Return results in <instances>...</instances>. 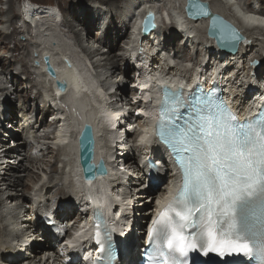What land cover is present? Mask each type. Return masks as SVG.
<instances>
[{"label": "bare ground", "instance_id": "bare-ground-1", "mask_svg": "<svg viewBox=\"0 0 264 264\" xmlns=\"http://www.w3.org/2000/svg\"><path fill=\"white\" fill-rule=\"evenodd\" d=\"M17 1L0 0V44H2L1 47H3L2 50L4 51V53L0 54V66L3 65L0 69V264H7V262L13 264H50L51 257L43 260L40 258V253L45 254L46 252H50L58 260L68 258V255L58 240V234L55 235L52 232V228L48 225L47 220L53 218L56 219L58 224H63V218L67 222H70L74 218V215H77L75 218H80L82 214L80 208L83 209L82 206H88L86 204L92 199V201H98L97 203L105 211V214L106 212H110L111 209L114 211L123 209L128 214L127 220L133 219L136 222L137 218L135 217L134 209H140V205L146 202L140 200L145 195H149V197L153 198L154 202L157 196L160 195L158 203L155 205V208H157L165 195L170 191L169 186L175 180L165 150L159 145H153L151 151L140 153V149L136 146V138L132 139L138 133L137 129L133 127L126 129L124 126L125 118L123 116L118 118L121 114L119 105L130 104L127 97L132 89L126 87L125 81L132 78L130 74L132 61L136 62L139 67L136 71L139 72V85L141 83L144 87L141 96L145 98H149L154 94L156 88L153 87L151 82L162 81L160 80L162 73L167 75L177 74L181 77L171 80L178 82V84H170L169 87L177 88L183 85L184 88L188 89L196 76L194 72L199 74L201 71L202 74L199 79L203 83L210 84L208 81L210 79L209 73L211 74V71H213L214 74L216 71L218 80L227 91L224 95L228 97L229 101L232 98L234 104L232 101L231 103L234 107L246 112L252 109V107L248 106L244 110L245 106L242 107V104L245 101L248 100L246 103L248 105L252 100L257 101L264 97V64L256 71L252 66H241V63L247 61L250 55H253L252 59L264 58V54L262 56L261 52V50L264 52V39L260 36H255L254 34L257 30H253L258 27L259 31L257 33L264 35V24H252L248 22L249 17L264 20V16L252 13L264 12V10L259 5V0H203L209 2L213 12L232 21L246 35V40L240 44L238 51L235 54L226 55L221 52H218L220 54L216 53L219 48L215 40L207 34L209 18L193 20L186 16V0H117L118 4L115 0H95L94 4L89 5L81 3L82 0H79V3H76V0H64L63 2L68 3L66 6H64L62 0L57 1L63 7L62 10L59 6V11L61 16H63V20L60 23L58 22L59 25L63 24V29L65 31L67 29L70 33L69 35L73 36L74 39L76 38L75 41L78 47L81 48L84 57L90 62V64L88 63L89 65L87 64L84 67L82 66L83 62L77 60L71 53L67 51L63 53L77 67L79 73V79L77 82L74 81V83L80 94L74 92L77 97L69 95L68 99L74 105L77 103L80 106V102L86 109V112L83 111V115L74 121L64 114V111L67 114V108L69 107L65 104L62 107L58 106L53 103L52 94H46L47 91L44 93L41 91L43 87L41 81L33 83L34 75L40 71L32 63L33 58L30 59L31 53L34 50L31 49L30 44H32L34 37L42 31L38 29L40 28L38 27L39 22L45 24L46 31L53 30V23L51 24L49 20L53 19L52 21H54L57 14L55 15L52 8L46 7V9L44 7H33L30 4L25 5V12L31 17L30 21L36 23L38 29L37 31H33L30 21L23 17L22 6L21 8H19L20 6L18 8L15 6ZM21 1H18L20 5ZM30 1L33 2L34 0ZM159 2L161 3L160 5L158 4ZM147 7L156 9L159 16V20L157 19L159 21L158 28L150 33L149 37H144L141 44L130 45L132 40V36H130L132 35V25L143 18ZM165 10H167V16L172 21V26L170 27H164L163 12ZM63 11L67 12V14ZM71 11L74 16H69L71 15L69 14ZM39 15L40 18L47 17L48 21L43 22L41 21L42 19H37L36 17ZM66 16L69 18L66 19ZM57 17L59 18V16ZM17 19H23V22L19 25ZM184 23L186 27H182ZM91 25H95V27L99 26L96 35L99 39H95L94 36L92 37L91 30L95 27L90 29ZM26 33L31 36L30 39H26L27 42L18 39L20 34ZM126 35L129 39L123 40L125 45L121 46L119 52H114L115 47H120L122 38ZM161 38H167L166 45H162ZM7 40L9 43L12 40L14 44H7ZM35 43V47L37 46L38 48L40 43ZM43 43L45 42L43 41ZM173 44L176 47V51L171 46ZM61 45L63 47L64 44ZM146 48H148L149 52L144 51ZM190 48L192 50L196 49L197 52L194 55L188 54V49ZM43 49H47V47ZM61 49H59L60 52ZM204 52L209 57L204 55L205 59L201 60ZM56 55L58 56V54ZM36 58L38 56H35ZM238 60H241V63L236 66ZM190 61L194 63L191 65ZM261 61L263 62V60ZM16 62L20 64V71L15 72L12 80L18 81L21 73H23L25 76L23 79L26 82L18 81L17 85L13 84L10 86L7 81L4 82V76L6 77L8 73H14ZM125 64L127 68L124 71L121 66ZM89 66L92 69H89L91 71L86 69ZM234 66L237 67L236 71H233L234 75L228 76L230 68L232 69ZM191 67L192 69H190ZM34 68L36 72L33 71ZM89 72L93 75L92 81L89 78ZM187 73H189V76H187ZM62 77V74L58 73V78L62 79ZM185 78L188 79V82L183 80ZM236 86L239 89H236ZM31 87L36 92L32 98L28 97V90ZM47 87L50 88L51 86L47 85ZM114 87H116V90L110 92V88ZM13 95L17 96L16 104L20 101L25 104V108L20 106V111H16L17 114H15L16 112L14 113V107L16 106H14L10 99ZM152 97V104H154L156 103L157 95H153ZM39 100L42 106L37 113L39 112L43 117L41 121L36 120V115L32 114L35 113L36 108L34 107L38 106ZM231 103L230 105H232ZM107 105H112L114 111L110 110L109 107L108 109ZM148 109L145 112L148 115L150 114L149 116L156 114L154 107H149ZM133 110L130 111L131 114ZM7 113L10 114L8 118L5 117ZM18 114H21L24 118L16 120L18 119ZM49 116H53V120H49ZM3 117L5 118L4 121L16 123L13 130L7 129L10 125L6 126L7 122H3ZM132 117H134V114ZM62 118L64 120L69 119V123L63 122ZM93 118L100 124L102 131V134L99 136L94 125L96 138L95 159H99L101 148L106 150V142L108 139L111 140L112 137L111 150L123 161L119 164V167L125 162L131 173L120 172V168H116L114 163H110L108 161L110 158L106 156L110 175H107L108 177H99L92 181L93 187H87L82 184V182L84 184L85 182L81 180V174L78 170V145L73 146L72 142V135L76 134L70 132L72 122H74V131H77L83 120L92 122L91 119ZM141 118L143 116H140ZM113 124H117L118 127L114 129ZM151 125L152 123L148 119V122L142 125V127L148 128H143L142 130L148 129V134L154 132ZM54 127L57 129L55 128L53 131L52 128ZM25 130H27V138H22L20 134ZM18 131L20 133H17ZM120 131H124L125 134H121ZM52 133H54V137H52ZM144 133L143 136L146 135L145 131ZM148 137L149 139L152 138L151 135ZM9 139H13L16 145L11 146L8 144L7 141ZM49 139H53V141ZM41 140L47 145L46 151L52 157H54L55 153L53 149L61 152L58 158L62 162L63 167L61 176L50 173L45 176L39 174V178L35 177L36 171L34 169L41 167L39 171H42L45 168L40 163L47 165V162L50 161V159L45 160V153L42 152V149L37 150L35 155L33 154L35 144L39 145ZM52 143L55 144V147ZM58 144H62V146H58ZM137 151H139L140 158L144 157L140 160V164L136 163ZM57 155L55 154V156ZM35 156L40 158V163L34 161ZM146 158L156 159L158 163H163L164 167L160 166L159 172H155L161 181L169 173L171 174L168 180L165 181L166 186L163 185L164 183L160 184L157 191L154 189L156 184L151 179L154 175L150 176L151 173ZM26 160L28 163H25ZM141 162H143V166ZM53 170L57 171L56 168H53ZM154 178H157V176H154ZM39 180L40 182H38ZM28 183L33 184V187L31 186L32 190L29 192H27L28 188H26ZM74 185H77V197L68 190L69 186L72 187ZM97 187L99 191L96 190ZM72 192L75 194L74 188ZM55 195L57 197L53 198ZM121 195L122 200L120 202L117 198L121 197ZM53 205L57 206L52 207ZM150 205V202H147L144 207ZM150 212L151 210L144 212V215ZM85 219L88 220V218ZM122 225L125 226V224ZM139 229L142 230L143 227L140 226ZM83 235L85 236L86 233ZM129 236L131 238L127 236L128 239L120 241L121 259L125 260V248L129 246L131 247L130 257L133 260H137V251L140 250L141 244L145 243V237L143 238L144 240H141L138 235H134V231L130 232ZM51 241L55 242V244ZM83 244H86V242ZM79 261L77 259V262Z\"/></svg>", "mask_w": 264, "mask_h": 264}, {"label": "snow or ice", "instance_id": "snow-or-ice-1", "mask_svg": "<svg viewBox=\"0 0 264 264\" xmlns=\"http://www.w3.org/2000/svg\"><path fill=\"white\" fill-rule=\"evenodd\" d=\"M189 15L209 12L199 0H190ZM152 18L149 12L142 31L155 27ZM248 22L264 24L253 17ZM209 29L224 45L241 39L233 25L217 16ZM183 88L162 83L155 130L148 134L145 129L140 138L149 143L148 136L154 135L171 150L182 173L181 185L147 229L144 264H188L190 253L243 255L264 264V108L241 120L214 90L205 92L197 85L185 100ZM82 142H91L90 127L84 129ZM85 164L91 179L106 171L102 162ZM92 228L90 238L102 257L108 255L94 264H110L115 230L107 227L99 209ZM83 232H76L67 245L74 248L88 239Z\"/></svg>", "mask_w": 264, "mask_h": 264}, {"label": "rangeland", "instance_id": "rangeland-1", "mask_svg": "<svg viewBox=\"0 0 264 264\" xmlns=\"http://www.w3.org/2000/svg\"><path fill=\"white\" fill-rule=\"evenodd\" d=\"M18 1H20V0H18ZM18 1L15 3V6L18 8L19 6V8H21V6H22V10H23V17L24 18H26L27 20H29L30 21V16L28 17V15L26 14V12H25V9H24V7H25V5H28V4H33V6H36V7H44V8H46V7H48V8H52L53 10H54V13H55V20L54 21H52L53 19H51V20H49V21H51L50 23L52 24L53 23V30L51 29V30H47L46 31V26H45V24H42V22L40 23L39 22V26L38 27H40V28H38V29H40V30H42L41 31V33L40 34H38V35H36V37H34V39L32 40V44H30V46H31V49H34L33 51H32V53H31V56H30V59H32L33 58V64H34V66H35V60H38V58H36L35 59V56H37V55H39V51H41V49H43V48H46L47 47V49H50L51 50V52H52V54H53V56H55V58H56V54H58V56H57V59L59 58V56L61 55V54H63L64 52H69V53H71L72 54V56H74V57H76V59L77 60H79V61H82L81 63H82V66H84L85 67V65H87L88 63L90 64V62L89 61H87V59L84 57V53H82V51H81V48L80 47H78V44L76 43V38L74 39V37L73 36H71V35H69L70 33H69V31L66 29V31L63 29L64 28V26H63V24L61 25H59V23L63 20V16H61V13H60V11H59V6H60V8L62 9L63 7H61V5L60 4H58L57 3V1H59V0H34L33 2H31L30 0H22L21 1V5L18 3ZM64 0H62V2H63ZM94 1L95 0H82V2L81 3H85L86 5H89V4H94ZM116 2H117V4H118V1L117 0H115ZM124 1V0H123ZM76 3H79L80 1L79 0H76L75 1ZM64 3V6H66L68 3H65V2H63ZM58 4V5H57ZM159 5L161 4L160 2L158 3ZM72 5H73V2H72ZM259 5H261V7L263 8V10H264V0H259ZM6 6V5H5ZM247 8V7H246ZM47 9V8H46ZM248 9V8H247ZM63 10V9H62ZM18 12V11H17ZM25 12V13H24ZM64 12V11H63ZM72 12V11H71ZM71 12H69V14H71V15H69V16H74V14H73V12L71 13ZM166 12H167V10H165V12H163L164 14H166ZM59 13H60V15H59ZM64 13H66L67 14V12H64ZM260 13H262V14H264V12H260ZM57 16H59V18L57 17ZM22 17V18H23ZM37 19H42L41 21H45L46 22V20L48 21V18L46 17V18H40V15L39 16H37L36 17ZM59 20H58V19ZM69 17H67L66 16V19H68ZM73 18V17H72ZM72 18H70V19H72ZM65 19V20H66ZM21 20V21H20ZM57 20V21H56ZM23 22V19H17V23H19V25L21 24ZM59 22V23H58ZM30 23H31V25H32V29H33V31H37L38 29H37V26H36V23H34V21H30ZM97 23V22H96ZM57 24V25H56ZM123 25V24H122ZM121 25V26H122ZM199 25V24H198ZM44 26H45V28H44ZM120 26V27H121ZM172 26V25H171ZM200 26V25H199ZM43 27V28H42ZM93 27H95V25L94 26H90V29H92ZM99 27V26H98ZM97 26L94 28V29H92L91 30V35H92V37L94 36V38L96 39V38H98V37H96V35H97V33H98V28ZM35 28V29H34ZM258 27H256V29H253L254 31H256L255 32V36L257 35V36H260L261 38H263L264 39V35H260V33H257L258 31H259V29H257ZM49 31V32H48ZM51 31H53V32H51ZM131 31H132V28H131ZM203 31H204V29H203ZM96 34H95V33ZM124 32V31H123ZM53 33V34H52ZM249 33V32H248ZM47 34V35H46ZM250 35V34H249ZM131 36V35H130ZM52 37V38H51ZM113 37V36H112ZM30 39L31 38V36L28 34V33H26V34H20L19 36H18V39H20V40H23L24 42H27V40L26 39ZM46 39V40H45ZM61 41H60V40ZM99 39V38H98ZM128 40L129 39V37L126 35V36H124L123 38H122V42H121V44L119 45L120 47H115V51L114 52H119L120 51V48H121V46H123V45H125V42L124 41H126V40ZM41 40H42V42H41ZM124 40V41H123ZM43 41L45 42V43H43ZM50 41V42H49ZM121 41V40H120ZM120 41H119V43H120ZM160 41H161V43H163L162 45L164 46V45H166V43H167V38H161L160 39ZM35 42H37L38 44L40 43V45H39V47L37 48V46L35 47V45H36V43ZM63 42V43H62ZM12 43L14 44V42L11 40V43H9V41L7 40V44H10V45H12ZM51 44H53V45H51ZM61 44H64L63 45V47H65V48H63L62 47V45L60 46ZM1 45L2 44H0V54H2V53H4V51L2 50L3 49V47H1ZM29 45V44H28ZM56 45V46H55ZM59 45V46H58ZM44 46V47H43ZM52 46V47H51ZM171 46H175L174 44L173 45H171ZM49 47H51V48H49ZM62 49H61V48ZM56 48V49H55ZM58 49V50H57ZM59 49H61V52H60V50ZM55 51V52H54ZM144 51H146V52H149V50H148V48H146V49H144ZM174 51H176V47H174ZM197 52V50L196 49H194V50H192L191 48L190 49H188V54H190V55H194L195 53ZM261 52H262V56H263V54H264V52H263V50H261ZM216 53H217V51H216ZM215 53V54H216ZM78 54H80V55H78ZM183 54V53H182ZM218 54V53H217ZM204 55H207L206 54V52H204L203 53V55L201 56V60L202 59H205V56ZM261 56V57H262ZM80 57V58H79ZM200 57V56H199ZM207 57H209V55H207ZM212 57V56H211ZM3 58L4 59H6V57L5 56H3ZM253 58V55H250L249 56V58L247 59V61H244V62H242L241 63V60L239 61H237L236 63V66H238V65H240L239 63H241V66H244V65H248V66H252L253 68H254V66L251 64V61H253L254 59H258L259 61H260V65H259V67H261L263 64H264V58H261V59H259V58H254V59H252ZM35 59V60H34ZM80 59H82V60H80ZM249 59H252V60H249ZM234 60V59H233ZM261 60H263V62L261 61ZM228 61V60H227ZM235 61V60H234ZM12 63H15V62H12ZM190 63H191V65L194 63L193 61L191 62L190 61ZM226 63H228V62H226ZM88 64V65H89ZM3 65H1L0 66V69H1V67H2ZM132 69L130 70V74H131V77L132 78H130L129 80H127V81H125V85H126V87H129V88H131L132 89V91H130L129 92V94H128V99L130 98V96H131V93L133 92V86H134V84H135V82H136V79L135 78H133V76L135 75V72H136V70L137 69H139V67H138V65H137V63L136 62H134V61H132ZM236 66H234V67H232V69L230 68V72H228L229 73V75L228 76H232V75H234V72L233 71H236ZM122 68H123V70L125 71L126 70V68H127V66H126V64L124 65V66H121ZM120 67V68H121ZM119 68V69H120ZM86 69L87 70H89V69H91L90 68V66L87 68L86 67ZM15 71H14V73H8V74H6V77L4 76V82H8L9 84L8 85H17L18 84V81H21V82H23L24 81V79H23V77H25L24 76V74L23 73H21V75H20V78L18 79V81L17 80H12V78L14 77V75H15V72H17V71H20V64L19 63H17L16 62V64H15V69H14ZM92 70V69H91ZM91 70H89V71H91ZM33 71H35L36 72V70H35V68L33 69ZM231 71H232V74H231ZM245 73H246V70H245ZM244 73V71H243V75L245 74ZM12 74V75H11ZM89 74H91L90 72H89ZM189 74V73H188ZM39 75V76H38ZM92 75V74H91ZM36 76V77H35ZM93 76V75H92ZM6 78V79H5ZM39 81H41V83L43 82V79H42V77L40 76V73H38V74H35L34 75V79H33V83H36V82H39ZM14 82V83H13ZM24 82H26V81H24ZM236 89H239V87H235ZM111 90H110V92L111 91H115L116 90V87H114V88H110ZM41 90H42V88H41ZM106 91V90H105ZM109 91V90H108ZM28 93H29V95H28V97L30 96L31 98L32 97H34L35 96V94H36V92H35V90L33 89V87H31L30 88V90H28ZM72 96V95H71ZM16 98H17V96L16 95H13V96H11L10 97V99L12 100V103L14 104V106H16V107H14V113L16 112V111H20V106H22V107H24L25 108V104H23V102L22 101H20L19 103H17L16 104ZM30 98V99H31ZM107 98H108V96H107ZM14 100H15V102H14ZM40 101V100H39ZM11 102V101H10ZM42 103H41V101L38 103V106H36V107H34V108H36V111H35V113H32V114H34V115H36V120L38 119V121H41L42 120V116L39 114V112L37 113V111H39V108H41V105ZM66 105L67 107H69V108H67V113H68V115H69V117H70V119H72V120H77V119H79V115H80V113H81V111H82V109L80 108V107H76V105H74V104H72L71 102H70V99H67V101H65L64 103H62V105ZM31 106V105H30ZM29 107V106H28ZM134 112H135V110H134ZM15 114H17V112L15 113ZM31 114V116H33ZM18 116V119H16V120H22V118H24V117H22V115L21 114H18L17 115ZM38 117V118H37ZM74 117V118H73ZM17 118V117H16ZM49 120H51V118L49 119ZM15 125H16V123H15ZM42 132H43V129H42ZM120 133H123V131H120ZM53 134V133H52ZM139 134V133H138ZM20 136H22V138H27V130H25L24 132H22V134H20ZM5 138H6V136H4ZM137 137V134L136 135H134V137L132 138V139H135ZM50 141H53V139H49ZM8 144H10L11 146H15L16 145V143H15V141L13 140V139H9L8 141ZM52 145L53 146H55V144L54 143H52ZM43 150L42 152L43 153H45V157H46V159L45 160H47V159H50V161L49 162H47V165L46 164H43V163H40V158H37L36 156H35V158H34V161H37L38 163H40L45 169L44 170H42V171H39L40 170V168L38 169V168H35L34 169V171H36V178H39L38 176H39V174H41L42 176H45V175H48V174H54V175H56V176H61L62 175V171H63V167H62V162H60L59 160H58V158H59V154L61 153L60 151H57L56 149H53L54 150V157H52V155L51 154H49L47 151H46V149H47V145L46 144H44L43 142H42V140H41V143H39V145H37V144H35V147L33 148V154L35 155L36 154V152H37V150ZM55 154H58L57 156H55ZM140 159H139V153L137 152L136 153V163H138V164H140V161H139ZM25 163H28V161L26 160L25 161ZM38 167H39V164H38ZM127 166L125 165L124 166V170H122V172H126V173H131V170H129V168L127 167ZM53 168H56L57 169V171L55 172L54 170H53ZM129 171V172H128ZM169 177V176H168ZM31 179V178H30ZM64 181H66V180H64ZM167 181V180H166ZM30 182V181H29ZM38 182H40V180L38 181ZM164 183V184H163ZM40 184V183H39ZM161 184H163L164 186H166V184H165V181H162L161 182ZM33 187V184L32 183H28V185H27V187L26 188H28V191L27 192H29V191H31L32 189V187ZM163 187V186H162ZM52 196H53V194H52ZM58 196H60V195H58ZM57 197V195H55L53 198H56ZM158 197V196H157ZM148 198V199H147ZM140 201H146V202H143L141 205H140V209H134V212H135V214H136V218H137V220H136V224L134 225V229L132 230V231H134V235H138L139 237H140V235L142 234V232L140 233V229H138V226L139 225H142V226H144V227H147V225H149V220H150V217H151V215L149 216V214L150 213H148L147 215H144V212H148V211H150L151 209H154L155 208V205H157V198L154 200V202H153V198L152 197H149V195H145ZM152 201V202H151ZM147 202H150V206H147V207H144V205L147 203ZM75 216H77V215H75ZM145 221V222H144ZM131 232V231H130ZM130 238H131V236H130ZM42 251V250H41Z\"/></svg>", "mask_w": 264, "mask_h": 264}, {"label": "water", "instance_id": "water-1", "mask_svg": "<svg viewBox=\"0 0 264 264\" xmlns=\"http://www.w3.org/2000/svg\"><path fill=\"white\" fill-rule=\"evenodd\" d=\"M189 2H190V0H186V5H185L186 14L188 15V17L193 19V20L202 19V18H209L208 27H207L208 36H210L211 38H213L216 41L217 46L221 50H223V51H225V52H227L229 54H231V53L235 54L238 51L240 44L245 42L246 35L244 33H242L241 30L232 21L226 19L224 16H222V15H220L218 13L213 12L211 10L209 2H207V1L199 0V2L201 4L207 6V10L209 12L208 16H199V17L190 16L189 15ZM149 12L153 13L152 23L155 25V27L150 28L147 32L142 31L143 35H148V34H150L152 31H154L157 28V19H156L155 11L152 10V9H148L147 15H148ZM147 15H146V17H147ZM213 16L220 17L227 24L233 25L239 31L241 39L238 42H236L235 44H227V45L222 44L221 41L218 39V37L216 35H214L209 29V25L212 22ZM45 60H46V64H47V70L49 71V73L51 74L52 77L56 78L57 77V73H56L54 67L52 66V64L49 62V58H48L47 55L45 56ZM67 63H68L69 68L71 69L72 68L71 63L68 62V61H67ZM255 64H258V62L255 61ZM56 81H57L58 89L61 92H65L66 89H67V86H68L67 81L66 80L60 81L58 79ZM61 85H63V86H61ZM86 127H90V129H91V142H89V143H83L82 142V133H83V131H84V129ZM84 129L82 130V132L80 133V135L78 137L79 163H80V166H81V168L83 170L84 178L86 180H95L96 178H98L100 176H106L107 172H108V169H107L105 161L103 159H100L99 162H102L104 164V167H105L106 171L96 172L94 179H91V178L88 177L87 172L85 171V169L87 167V165L85 164V160H87L89 164L96 163V160H95V157H96V155H95L96 138H95V134H94V128H93V126L91 124L86 123L85 126H84Z\"/></svg>", "mask_w": 264, "mask_h": 264}]
</instances>
